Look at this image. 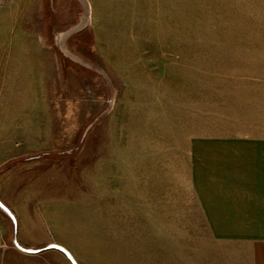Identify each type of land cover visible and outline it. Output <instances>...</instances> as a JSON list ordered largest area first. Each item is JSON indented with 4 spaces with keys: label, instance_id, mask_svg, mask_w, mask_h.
I'll return each instance as SVG.
<instances>
[{
    "label": "rangeland",
    "instance_id": "1",
    "mask_svg": "<svg viewBox=\"0 0 264 264\" xmlns=\"http://www.w3.org/2000/svg\"><path fill=\"white\" fill-rule=\"evenodd\" d=\"M50 1L0 0V264H178L193 226L129 211L130 160L177 180L195 134L264 123L241 119L264 117V0ZM78 17L84 49L46 67L33 33Z\"/></svg>",
    "mask_w": 264,
    "mask_h": 264
},
{
    "label": "crops",
    "instance_id": "2",
    "mask_svg": "<svg viewBox=\"0 0 264 264\" xmlns=\"http://www.w3.org/2000/svg\"><path fill=\"white\" fill-rule=\"evenodd\" d=\"M69 3L81 5L79 0ZM55 5L51 0L54 12ZM89 20L78 17L69 26L54 27L49 36L33 33L37 55L46 67H52L56 49H84L90 38ZM255 84L264 88V80L251 85ZM262 103L264 96L259 97L260 107ZM256 118L264 120L260 112L256 116L242 112L243 121ZM252 125L242 123L227 132L205 128L179 145L177 180L170 176L166 161L145 160L149 170L144 185H139L137 168L142 165L130 160L135 177L130 178L129 211L144 209L150 231L169 230L176 223L193 226L195 238L177 245L180 254L191 259L179 257L178 264H264V123ZM153 242L163 248L171 245L170 240Z\"/></svg>",
    "mask_w": 264,
    "mask_h": 264
},
{
    "label": "water",
    "instance_id": "3",
    "mask_svg": "<svg viewBox=\"0 0 264 264\" xmlns=\"http://www.w3.org/2000/svg\"><path fill=\"white\" fill-rule=\"evenodd\" d=\"M50 247L52 248H57L61 251H63L69 258L72 259L70 253L61 245H58V244H53V245H50ZM25 252H29V253H34V252H37L38 250L36 249H23Z\"/></svg>",
    "mask_w": 264,
    "mask_h": 264
}]
</instances>
